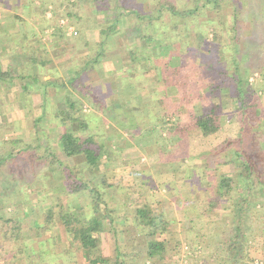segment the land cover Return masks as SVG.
<instances>
[{
  "label": "rangeland",
  "instance_id": "1",
  "mask_svg": "<svg viewBox=\"0 0 264 264\" xmlns=\"http://www.w3.org/2000/svg\"><path fill=\"white\" fill-rule=\"evenodd\" d=\"M77 1L78 4L82 2L80 6L71 5L67 0H49L48 9L50 8L52 11L47 10V19L54 18L59 21L60 25H66L68 23V18L64 17L66 9L70 7L69 10L71 9L74 12L79 10L83 18L82 24L79 25L81 29L74 24L68 25L67 28L65 27L62 36L65 35V37L74 42H86L84 45L85 54L88 56L92 54L94 57L95 53L91 44L96 45L101 40L100 29L103 24H108L107 19L102 12H99L96 6L84 2L87 0ZM132 1L145 3L147 0ZM24 2L26 3V0ZM35 2L37 5L42 4V0H35ZM177 2L186 3L187 0H177ZM252 3L255 5L257 2L252 1ZM253 5L249 4V7L251 8ZM251 9L243 14L242 18L246 21L244 27L247 29L244 34L247 37L242 38L238 47L242 49V60L245 68L249 73H253H251L249 81L253 89H257V93L261 97V107V101L264 103V88H261L264 76L261 75L260 66L257 62L260 61L264 54V43L248 36L254 25L253 9ZM54 10H56V14H54ZM201 15V18L205 20L203 30L207 31L206 42H211L214 26L207 22L206 19L215 20L219 18V15L215 16L212 11L204 12ZM30 19L34 23L31 28L38 25L41 27L40 14ZM220 19L225 20V16L220 17ZM56 20H51V27L46 26L49 27L47 31H39L41 33L39 36L43 43L50 41L49 38L54 31ZM23 22L27 23L29 20L26 19ZM136 23V21H132L130 24L135 25ZM43 25L45 27V24ZM114 39H116V43H110V51L101 62L107 59H114L115 53L128 55V57L126 56L127 58H124L126 62L123 66V70L126 72L122 75V77L127 78L132 73V69L137 70L136 65L137 63L141 64L142 59L140 54H138L136 61L132 60L127 47L130 45L131 39L126 36V32H124V35ZM89 58L87 57L86 59ZM85 63L86 61L76 63L78 65L77 70H82V66ZM100 66L102 67V81L99 85L97 75L99 74L98 69ZM109 66L110 64L107 63L106 67ZM128 71H130L129 74ZM262 71L264 72V69ZM83 73L85 77L89 78V80L86 79L87 81L96 85L94 88L86 86L84 93L80 92L82 98L79 99L76 107V110L77 108H82L80 115L83 121L88 123V128L84 135H94L101 143L109 145V154H111L108 157L103 155L102 162L94 167L88 164L83 154L69 157L62 152L58 133L70 122L63 120L64 114H61L62 108H60L63 104L61 102L55 103L52 101V108L50 107V109L45 108V110L41 111L39 108L33 109L31 120L26 119V124L21 126L9 122L11 121L10 118L17 117L18 111L12 112L13 114L10 111H4L0 104V214L4 217L3 221L0 220V264H27L26 255L21 249L24 248L26 242L29 243L35 239H37L36 241L39 242V245L43 246L44 251L48 252L47 259L49 261L58 257L64 251H68L71 261L68 264H88L89 257L96 253L104 255L110 260L111 264L117 257L120 247L126 253L133 254L132 258L130 256L127 257L130 261L129 263L133 264H142L145 261L147 264H194V261L200 259L206 262L210 256H214L217 261H221L222 258L217 255L216 249L219 247L218 243L222 238V225L234 223L237 219H241L245 224L244 227L247 231H244V245L248 246L250 257L254 259V264H264V222L259 219V204L256 205L255 211H253L254 216L247 215L245 218H241V216L235 215L236 212L232 208L229 211L223 208L208 211L205 208L206 205L202 204V202H195L194 204L196 205H192V208L187 210H177V201L175 200L178 193L182 191H185V196L188 195V192H186L188 184L184 180L185 172L183 169L188 167L191 170L195 166H207L210 170L204 176V180L211 182L215 175L213 174L215 156L213 154H205L221 142L229 138L235 139L238 136L240 122L237 112L232 111L233 99L231 97L223 99V115L225 118L222 129L217 134L209 137H204L198 128L189 130L184 134L187 139V156L172 165V163L161 160L158 147L150 135L144 132H142L143 134L140 132L138 137L135 138L131 135L129 127L135 124V117L139 115V110H141L138 99L143 98V96L138 95L132 102H128L127 105L124 104L123 107L117 105L113 110L114 106H112V103L114 101H122L123 87L121 91L115 93L117 95L110 93L107 96L105 95L107 91L105 85L107 83L110 84V89L121 87L120 82L114 81L116 74L106 75L102 63L94 67H87ZM93 74H95L96 79H92ZM118 76L120 77L121 75ZM190 77L191 79H196L197 72L192 71ZM147 78L152 81L146 80L143 82L142 79H138L136 82L132 77L126 82L133 83L138 91L155 81L151 72L147 73ZM74 87L76 86H71L73 91L75 90ZM79 91L78 89L77 92ZM93 93H95V96H93ZM61 95L62 89L57 96L58 100H60ZM113 96L116 98H113L114 101L111 103L109 100ZM16 97L17 95L13 93L1 94L0 101H5L8 104V100H10V102L12 101L11 103H14L13 105L16 104V107L18 105V102L16 103L15 101ZM72 97L76 98L77 96L73 95ZM211 103L212 100H207L203 102V105L208 107ZM157 104L162 106L160 108L163 111L165 104L162 102ZM54 107H58V109L54 110ZM256 112L258 115L260 109H257ZM21 113L25 115L24 111ZM42 116L44 118H41ZM254 119L256 120L255 127L257 131L255 132L253 143L251 141L247 146L249 152L256 153V157L259 158V167L264 172V134H262L264 133V127L260 125L259 117ZM45 122H47L46 125L44 124ZM72 126L74 130L79 131L78 122H74ZM13 139L21 140L14 151L11 147ZM23 147L26 149L33 148L35 152H30L32 154L28 153V151L18 152L17 149ZM45 147L47 149H44ZM225 150L222 148L220 151L221 158L230 151ZM11 151L17 155L16 159L20 164L16 165L15 157H9L7 160L1 161ZM227 155L233 157V152ZM201 156L205 159L202 158L195 165V158H201ZM25 158L28 161L26 163L24 161ZM58 162H61V165ZM176 167L183 169L175 171L174 168ZM232 169L231 165L222 167L223 171L231 172ZM237 172H239V169ZM65 173H71L77 183L81 181L87 182L89 185L98 183L99 188H105L107 191L105 199L111 209L101 205L97 211L93 212V216L97 220L98 230L93 232L92 235L98 237L99 241L98 246L93 249V254L90 256L84 250L81 240L72 238L67 232L59 217L61 213L60 204H62L66 205L73 215L81 217L82 221L87 223L90 209L88 208V211L86 209L87 206L92 205V201H90L86 193H74L72 188L74 189L75 187H70L72 180L70 181V178ZM233 173H236V170ZM69 188L71 189L70 191ZM68 191L69 193H67ZM145 203L149 204L150 208H155L158 212H173V215H176V221L169 225L166 233L156 234L153 237L156 240L164 241L165 247L152 261L146 259L148 250L147 237L145 234H141L142 231L140 232L136 225L138 207ZM225 204L230 205L228 202L223 205L225 206ZM109 210H112L111 213ZM51 211L53 213H50ZM50 214L52 216L47 220V215ZM185 216L193 219L194 233L197 231L201 233V236H204L203 238L200 237L201 241H203L200 245L192 247L189 244L184 223L181 222ZM112 219L116 221V225L111 226ZM5 220H8V222L5 223ZM261 222H263V225ZM136 255L139 257H135ZM58 261H61V264H65L64 259H59ZM206 263L209 264V262Z\"/></svg>",
  "mask_w": 264,
  "mask_h": 264
},
{
  "label": "trees",
  "instance_id": "2",
  "mask_svg": "<svg viewBox=\"0 0 264 264\" xmlns=\"http://www.w3.org/2000/svg\"><path fill=\"white\" fill-rule=\"evenodd\" d=\"M67 1L74 6H80L82 3L78 4L77 0ZM252 1L257 3L253 5ZM26 2L39 11L42 31H47L52 26L51 20H56L54 18L47 19V10L52 11V9H48L49 0H42L41 5H37L35 0H26ZM84 2L96 6L99 12L106 16L108 24H103L100 29L101 40L96 45L91 44L95 56L82 66V70L101 63V60L107 57L110 51V40L120 37L126 32V36L131 39L129 42L131 46L127 47L132 60L136 61V56L140 54L142 63H137V70L129 74L127 78L122 77L121 79L119 76H115V79H120V85L123 88L133 89V92H126L125 97L122 96L119 105L123 107L125 102H132L138 95L143 96L138 99L141 105L139 115L135 117L134 126L129 128L133 138L138 137L140 132L150 135L158 147L161 160L174 165L177 161L186 158L187 139L184 134L191 129L198 128L204 137L217 134L222 129L225 118L223 99L225 97L233 99L232 111L237 112L239 117V134L235 139L229 138L205 154L215 156L213 169L215 175L212 181L204 180V176L210 170L207 166H195L191 170L188 167L174 168L175 171L183 169L185 172L184 180L188 184L186 192L189 195L185 196V191L178 193L175 198L177 210H187L192 208V205H196L195 202H202L208 211L221 208L229 211L232 208L236 212V216L245 218L247 215L254 216L253 211L259 204V219L264 222V172L259 167V158L256 157V153L249 152L247 146L251 141L253 143L257 131L254 118L259 117L260 125L264 127V103L261 101L260 107L261 97L249 81V77L253 73H249L245 68L242 49L238 47L242 38L247 37L244 34V31L247 30L244 27L246 21L242 17L244 12L251 8L253 9L251 10L254 25L248 36L264 43V0H187L186 3H178L177 0H147L145 3L132 0H87ZM249 4L253 7L250 8ZM69 8L64 13V17L68 18V23L60 25L56 20L58 23H55L51 36L64 34L65 27L72 24L81 29L79 25L82 24L83 18L80 11L75 10L74 12ZM207 11L214 12L215 16L219 15V18L215 20L206 19L214 26L211 42H206L207 31L203 30L205 20L201 18V14ZM54 14H56V10H54ZM222 16H225V20L220 19ZM219 19L220 21H218ZM132 21L137 23L130 24ZM22 50L25 51L26 48L22 47ZM257 63L260 66L261 75L264 76L262 71L264 69V54ZM134 64L136 63L134 62ZM16 65L17 63L12 62L6 72L0 70V85L5 81L8 84H2L3 86H12L16 78ZM192 71L197 72L196 79H191ZM148 72L153 74L155 81L151 85H147V88L143 87L142 90L137 91L133 83L126 82L132 77L135 81L142 79L143 82L146 80L150 82L152 80L147 78ZM43 84L45 91L43 100L45 101L48 97L49 84ZM261 85V88H264V82ZM105 88L107 89L105 95L108 96L112 90L110 84L107 83ZM79 90L84 93V88ZM74 99L72 96L69 97L68 107L61 109V114H64L63 120L70 123L58 133L59 144L66 156L83 154L88 164L94 167L102 162L103 155L107 157L111 155L109 154L110 146L101 143L94 135H84L88 123L83 121L80 115L82 108L76 110L78 100ZM207 100H212V103L208 107H204L203 102ZM158 102L165 104L163 111L160 108L161 105L157 104ZM117 105L118 103H112L113 110ZM257 109H260L258 115ZM74 122L79 123L80 132L74 130L72 126ZM20 142V139L11 141L13 151L16 150L15 147L19 146ZM222 148L230 150L227 154L233 152V157L225 154L221 158ZM17 150L18 152H35L33 148L23 147ZM13 151L4 156L1 161L7 160L9 157H15L14 160L17 161V155ZM202 158L204 157L195 158V165ZM24 161L28 162L27 158ZM58 163L61 165V162ZM18 164L20 163L17 161L16 165ZM227 165L233 167L231 172L222 170V167ZM238 169L239 172H237ZM235 170L236 173H233ZM66 176L70 178V181L72 180L70 187H75L72 188L74 193H86L92 201V205L87 206L86 209L87 211L88 208L90 209L87 223H84L81 217L73 215L71 210L62 204H60L59 217L67 232L72 238L81 240L84 250L90 256L99 241L98 237L92 235L98 230L93 212L97 211L101 205L111 209L105 199L107 191L105 188H99L98 183L90 185L84 181L77 183L71 173H67ZM225 202L230 205L225 204L224 206ZM147 203L138 207L136 225L139 231H142L141 234H145L147 237L146 259L152 261L165 247L164 241L156 240L153 237L156 234L166 233L169 225L176 221V215H173V212H158L155 208H150ZM111 211L109 210L110 213ZM51 216V214L47 215V220ZM0 220H4L1 214ZM7 222L8 220H5V223ZM181 222L184 223L189 244L192 247L200 245L203 242L201 238L204 236H201V233L197 231L194 233L193 219L185 216ZM263 222H261L262 225ZM111 223V226L116 225L114 219L111 220ZM244 226L241 219L228 225H222V238L216 249L217 255L222 258L219 264H254L248 246L244 245V231H247ZM38 243L36 240L26 242L24 248L21 249L26 255L27 264H61L59 259H64L65 264L69 263L68 251H64L65 254L61 253L49 261L47 259L48 252L44 251L43 246ZM118 252L111 264H133L129 263L130 261L127 259L128 256L132 258L133 254L126 253L122 247ZM88 264H110V260L101 253H96L89 257ZM142 264H147V262Z\"/></svg>",
  "mask_w": 264,
  "mask_h": 264
},
{
  "label": "crops",
  "instance_id": "3",
  "mask_svg": "<svg viewBox=\"0 0 264 264\" xmlns=\"http://www.w3.org/2000/svg\"><path fill=\"white\" fill-rule=\"evenodd\" d=\"M37 14H39L38 11L27 2L25 3L24 0H0V70L6 72L9 69V64L12 62L17 63L15 66L16 78L14 83L11 87H8V85L5 87L2 84H8V82L4 81L0 85V95H7L8 93L17 95L15 101L16 103L18 102V105L15 107L16 104L13 105L14 103H11L12 101L10 102V100H8V104L1 100L0 104L4 111H10L11 113L18 111L17 117L10 118L11 121L9 122L19 126L25 125L26 119L31 120L33 109L39 108L40 111L45 110V108L50 109V107L52 108V101L55 103L61 102L63 105L60 108L63 109L68 107V103L70 102L69 97L73 95L77 96L74 99L75 101H79L82 98L81 93L77 92L78 89H85L86 86H89L88 88L96 86L86 80H89V78L85 77L83 73L85 70L80 69L77 73L78 65L76 63L79 61L87 62V60L89 61L93 58L92 54L90 56L85 54L84 45L86 42H74L65 37V35L58 34H54V36L49 38L50 41L48 40L44 43L41 38L36 40L40 37L39 31H42V28L40 25L31 28V25H34V23L31 22L30 18L37 17ZM26 19L29 22H23ZM112 42L116 43V39L110 40L111 44ZM22 47H25L26 50L23 51ZM25 52L27 54H24ZM126 56L128 57V55L115 53L114 59L102 61L101 63L106 75L116 74L117 76L121 75L120 77L122 78V75L126 72L123 70L124 63L126 62L124 58H127ZM87 57L90 58L86 59ZM19 60L21 61L20 63ZM107 63L110 64L109 67H106ZM101 69L102 67L100 66L98 69L99 74L97 75L99 85L102 81ZM133 71L135 70L132 69L131 72ZM129 73L130 71H128ZM92 79H96L95 74H93ZM115 80L120 82V79H115L114 77ZM43 83L49 84L47 88L48 97L46 96L45 101L43 100L45 97ZM71 86H76L77 88L74 87L75 90L73 91ZM121 88L122 86H118L116 89L112 88L111 94L117 95L115 93L121 91ZM61 89L62 95L60 100H58L57 96ZM126 92L131 93L133 89L128 87L122 88V96L125 97ZM93 96H95V93H93ZM113 98L116 97H110L109 102L111 101L112 103L114 101ZM116 102L119 105V101H114V103ZM127 104L128 102H125V105ZM53 109L57 110L58 107H54ZM22 111L25 112V115L21 113ZM41 118L44 117L42 116ZM44 124L46 125L47 122ZM32 227L34 228V226ZM206 262H209V264H219L220 261H217L214 256H210ZM206 262L200 259L194 261V264H207Z\"/></svg>",
  "mask_w": 264,
  "mask_h": 264
},
{
  "label": "built area",
  "instance_id": "4",
  "mask_svg": "<svg viewBox=\"0 0 264 264\" xmlns=\"http://www.w3.org/2000/svg\"><path fill=\"white\" fill-rule=\"evenodd\" d=\"M76 34V32H74Z\"/></svg>",
  "mask_w": 264,
  "mask_h": 264
}]
</instances>
